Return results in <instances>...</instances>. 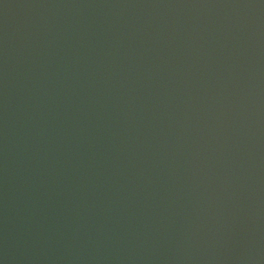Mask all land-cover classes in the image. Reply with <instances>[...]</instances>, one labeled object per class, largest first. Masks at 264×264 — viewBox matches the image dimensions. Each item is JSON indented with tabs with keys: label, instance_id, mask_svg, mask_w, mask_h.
I'll use <instances>...</instances> for the list:
<instances>
[{
	"label": "water",
	"instance_id": "1",
	"mask_svg": "<svg viewBox=\"0 0 264 264\" xmlns=\"http://www.w3.org/2000/svg\"><path fill=\"white\" fill-rule=\"evenodd\" d=\"M0 264H264V0H0Z\"/></svg>",
	"mask_w": 264,
	"mask_h": 264
}]
</instances>
